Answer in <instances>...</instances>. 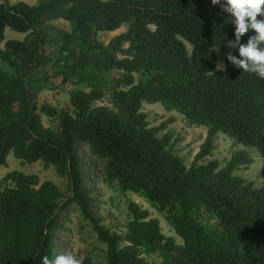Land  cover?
I'll list each match as a JSON object with an SVG mask.
<instances>
[{"label":"trees","instance_id":"1","mask_svg":"<svg viewBox=\"0 0 264 264\" xmlns=\"http://www.w3.org/2000/svg\"><path fill=\"white\" fill-rule=\"evenodd\" d=\"M60 19L71 29L52 36L48 28ZM229 19L211 0H2L0 167L11 151L23 163L42 161L68 178L71 195L36 173L8 171L0 181V264L54 260L53 233L72 204L106 244L108 264H264V183L237 173L255 162L254 151L264 159V79L227 57L218 69L217 51H232L227 42L235 39ZM123 25L108 43L100 39ZM7 28L27 35L7 40ZM32 70L44 71L33 79L38 89L72 86L66 107L37 102ZM145 102L207 127L190 165L174 151L172 132L159 136L176 118L151 126ZM219 132L244 146L225 165L208 159ZM78 142L106 160L109 185L142 196L182 241L134 200L124 234L102 224Z\"/></svg>","mask_w":264,"mask_h":264},{"label":"rangeland","instance_id":"2","mask_svg":"<svg viewBox=\"0 0 264 264\" xmlns=\"http://www.w3.org/2000/svg\"><path fill=\"white\" fill-rule=\"evenodd\" d=\"M20 0H9L15 3ZM30 4H35L39 0H24ZM2 0H0V3ZM52 27L48 28L52 36H58L59 28L71 29L69 22L60 19L51 23ZM127 25L115 31H107L100 33V39L108 43L112 37L125 31ZM27 33L6 29V39H24ZM4 46V43L1 44ZM191 50L190 45L188 44ZM52 54L56 53V48L50 45ZM218 64L226 65L227 52L218 50ZM223 67V65H221ZM29 77L32 79L31 92L35 94L37 102L43 104L45 102L57 106L58 108L68 105V92L72 88L71 85H65L57 90H50L48 87L38 89L33 79L44 74L43 70L29 71ZM100 104H109L110 97L107 96ZM142 110L148 114V120L151 126H159L162 122L174 116L176 119L170 123L165 130L159 132V136H163L167 131L172 132L174 143V151L181 156L187 165H190L195 155L200 150L201 144L207 135V127L196 126L188 122L184 115L177 111H168L164 106L157 103L143 104ZM43 121L48 126L50 120L43 115ZM244 148L243 145L236 143L228 135L219 132L216 139V149L212 156L208 159H218L222 165L231 158L232 154ZM77 152L84 161L85 177L87 185L90 189L91 211L101 219L102 224L113 231L125 233L128 229L130 215L128 211L129 200L138 202L143 208L150 210L153 216L161 220L162 230L166 235L175 236L178 242L182 239L175 233L174 228L167 222L164 215L152 207L142 196L131 191H121L111 186L105 180L106 160L93 154L89 146L84 142H78L76 146ZM255 162L248 167H243L237 173L245 176L249 180H253L257 185L264 183V159L257 152H253ZM21 170L26 173H36L40 176L41 182L45 180L54 181L63 191L65 196L71 195L69 180L67 177L59 176L53 166L45 167L42 161L33 163L25 162L17 158L11 151L7 158V164L0 167V181L11 170ZM63 200L60 201L62 203ZM212 227L216 228V224L209 220ZM53 242L57 249V254L71 253L84 264L85 260H90L91 264H108L107 246L99 238L93 230L92 224L87 221L81 213L79 207L75 204L69 205L61 210L60 228L53 233ZM148 260H156V257L150 254H144Z\"/></svg>","mask_w":264,"mask_h":264},{"label":"clouds","instance_id":"3","mask_svg":"<svg viewBox=\"0 0 264 264\" xmlns=\"http://www.w3.org/2000/svg\"><path fill=\"white\" fill-rule=\"evenodd\" d=\"M211 3L219 5L234 25L235 39L227 42L232 50L227 60L243 72L255 73L264 79V0H211ZM248 33L252 34L242 42ZM237 51L238 55L234 54ZM217 67L223 70L226 65L220 63ZM42 264H80V261L68 253L57 255L54 260L44 256Z\"/></svg>","mask_w":264,"mask_h":264}]
</instances>
